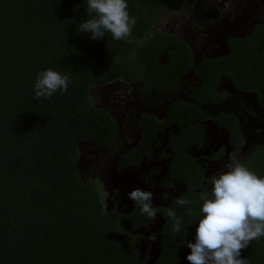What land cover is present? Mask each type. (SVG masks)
Masks as SVG:
<instances>
[{"label":"trees","instance_id":"trees-1","mask_svg":"<svg viewBox=\"0 0 264 264\" xmlns=\"http://www.w3.org/2000/svg\"><path fill=\"white\" fill-rule=\"evenodd\" d=\"M193 3L128 0L136 22L127 39L114 40L108 32L92 39L77 30L87 15L86 0H0V264H138L139 236L119 240V221L141 230L156 214L161 223L152 264H189L184 241L192 239L194 223H189L188 205H176L174 197L165 206H153L152 218L140 213L135 201L129 212L106 209L98 183L83 180L77 164L79 143L115 148V120L92 103L90 89L117 79L139 81L140 92L147 93L150 85H169L192 70L203 101L214 98L212 88L226 75L239 90L253 91L264 110V19L250 34L229 38L224 55L195 63L185 40L154 27L166 12ZM199 16L209 23L218 12L205 5ZM47 67L66 74L71 83L63 93L37 97L32 85L36 73ZM203 117L197 104L185 101L170 103L161 121L143 114L141 140L118 154V168H134L150 158L156 133L176 123L177 131L168 133L170 160L160 186L182 185L177 196L196 201L190 205L196 209L201 186L210 187L205 169L190 152L201 142L198 122ZM218 123L229 131L236 152L240 133L235 120L221 116ZM240 161L264 175V142ZM168 207L182 221L175 234L162 214ZM240 255L249 264H264V236L249 240Z\"/></svg>","mask_w":264,"mask_h":264},{"label":"clouds","instance_id":"clouds-1","mask_svg":"<svg viewBox=\"0 0 264 264\" xmlns=\"http://www.w3.org/2000/svg\"><path fill=\"white\" fill-rule=\"evenodd\" d=\"M86 18L80 19L78 31L86 32L90 38L104 37L110 33L114 40L127 39L136 17L128 12V0H86ZM71 83L69 77L47 67L36 73L34 95L49 97L59 90L66 91ZM210 187L199 191L198 207L185 196H176V205H188L186 214L194 223L193 237L185 240L188 251L184 259L189 264H249L240 249L249 240L264 236V175H258L229 154L223 169L206 178ZM127 197L139 206V212L148 218L154 217L153 193L149 189L134 187L127 191ZM171 221V233L182 228V221L173 207L162 213ZM150 238H155L150 234Z\"/></svg>","mask_w":264,"mask_h":264},{"label":"rangeland","instance_id":"rangeland-1","mask_svg":"<svg viewBox=\"0 0 264 264\" xmlns=\"http://www.w3.org/2000/svg\"><path fill=\"white\" fill-rule=\"evenodd\" d=\"M196 1L197 6L205 0ZM211 1L217 3L219 7H223V9L227 11H230L231 7H233L232 0ZM198 8L197 6L196 11ZM196 11H182L180 8L168 11L156 21L154 25L155 31L163 32L167 35H178L186 40L192 50L198 55V52L203 48L207 49L206 39L209 38V31L205 28L199 29L190 25L189 19L195 18ZM217 40H220V38ZM164 60L165 55L162 54L160 61ZM138 82L139 81L126 82L117 79L110 84L90 89L92 103L95 106L105 109L116 121L115 148L95 147L90 144L82 143L78 144L79 157L77 170L82 179L95 180L101 191L104 207L106 209H115L117 212L121 213L129 212L133 206V201L126 195L127 191L131 188L140 187L142 189H149L153 193V206L167 205L171 199L184 190V187L179 184L170 189H165L160 186L165 177L166 165L169 162V158L167 159V157L161 155L162 152L167 151L165 148L167 134L160 137V143L153 147L150 159H143L135 168L119 169L117 166L118 154L139 141V130L135 127L137 111L140 108H143L141 110H144V112L147 109L152 111L149 107L151 103L155 101L153 100L154 97L151 98L150 96L138 97L140 95L138 92L139 87L141 86ZM181 85L186 91L188 90L187 86L189 83L187 80L178 81V86ZM175 90L178 91L179 89ZM218 92L222 93V98L226 97V100L236 98V100L241 99L244 101L245 99L248 112L247 122L251 123L249 124L250 128L246 130L248 131L246 136L250 141L254 138L253 130H256L259 134L264 132V128L259 126L263 118V113L258 108L253 94L248 95V97L240 98L239 95L236 96L237 94L228 92L224 86H222ZM173 131L176 132L177 129L173 127ZM259 141H261L260 138L256 141V144L253 145L254 148L263 144V142L259 143ZM229 154H231V152L227 150L226 154L222 157L223 159H221L223 163L227 160ZM213 165H217V163ZM211 168L209 170H211ZM160 223L161 218L158 214L155 215V218L149 226L141 230H132L127 221H119L120 230L117 234L119 240L139 236V240L135 243V248L139 256L138 264H152L154 258L157 256ZM150 234L154 235L155 238H150Z\"/></svg>","mask_w":264,"mask_h":264},{"label":"flooded vegetation","instance_id":"flooded-vegetation-1","mask_svg":"<svg viewBox=\"0 0 264 264\" xmlns=\"http://www.w3.org/2000/svg\"><path fill=\"white\" fill-rule=\"evenodd\" d=\"M193 1L194 3L189 9H185L182 7H177L176 9L180 8L182 11L193 10L195 12L196 7L198 6L199 8L196 11L195 18L189 19V23L194 28H199V29L205 28L207 31H209V38L206 39L207 49L203 48L200 52H198V55L196 52L192 50L193 61L195 63H198L204 57H216V56L224 55L226 52H228L227 41L229 38L232 37L242 38L250 34V32L255 28V26L261 23L264 19V0H232L233 7H231L230 5L231 7L230 11L224 10L223 7L222 8L219 7L217 3L212 2L211 0L208 1L205 0L197 6H196L197 1L196 0ZM205 5L212 6L218 12V17L209 23L203 21L199 16L200 11ZM174 36L179 37L178 35H174ZM218 38H220V40H217ZM181 80L183 81L187 80V82L189 83V85L187 86L188 88L187 91L182 87V85L178 86V81ZM138 83L140 85V82ZM199 83H200V79L193 74L192 70H190L184 75L180 76L179 78L174 79V81L169 85L161 86V84L159 85L157 83H154L150 85L147 93L140 92L139 90L138 92L140 95L138 97L142 98L143 96H150L151 98L154 97L153 100L155 101L152 102L151 106L149 107L152 109V111L150 109H147L144 112V110L143 111L141 110L143 108H140L137 111L139 114L137 113L136 116L135 127L137 128V130H139V134H140L139 141H140L142 137L140 117L143 114H149L155 117L158 121H161L164 119L168 107L172 102L185 101L188 103L197 104V106H199V108L202 110L204 115L203 119H201L198 122L199 124L202 125V139L200 144H194L193 146H191L190 152L205 169V175L206 177H208L210 174L216 173L217 171L223 169L224 163L221 159H223L222 157L226 154L227 150H230L231 154H234L238 160H241L246 152H248L251 148H254L253 145L256 144V141L259 140V138L261 139L259 143L264 142V132L259 134L256 130H253L252 132L254 138L251 141L246 136V133L248 132L246 130L250 128L249 124L251 123L247 122L248 112L246 109L247 105L245 103L246 102L245 99L244 101L241 99L236 100V98L226 100L225 99L226 97L222 98L223 94L218 92V90L222 86H224V88H226L228 92L231 93L233 92L232 94H237L236 96L239 95L240 98L248 97V95L253 94L258 108L263 113V118L261 119L262 121H260V125H259L262 126L263 128H264V110L258 105L257 98L253 91L239 90L237 87L233 85L231 79L226 75H221L219 77L216 85L212 88V93L214 95L213 96L214 98H211L209 100L200 101L198 99L196 92L199 87ZM175 89H179V90L176 91ZM221 116H226L227 118L232 117L235 120L236 127L238 128L240 133V140L236 152L234 151V147L230 142L229 131L218 123V118H220ZM173 127H175V129L178 128L176 123L170 124L166 129H164L163 132L156 133L157 141H154L151 145L152 150H151L150 158L152 156L153 147L157 146V144L160 143V137H163L164 135L167 134V142H168V133L169 131L174 132ZM116 129H117V125H116ZM138 142H136L135 144H137ZM167 142L165 146L167 151L162 152L161 155L163 157H167V159L169 158L170 160V157L167 156L170 153L167 147ZM135 144H132L126 149L134 146ZM220 150H222V153L219 154L217 157L213 158V156L218 154ZM150 158H143V159H150ZM216 163L217 165H213ZM167 166L168 163L166 165L165 170H167ZM210 168L211 170H209Z\"/></svg>","mask_w":264,"mask_h":264}]
</instances>
